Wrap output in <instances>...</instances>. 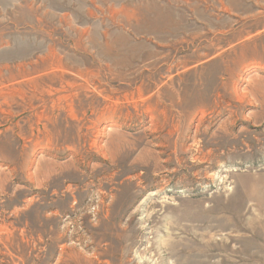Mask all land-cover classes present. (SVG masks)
<instances>
[{
    "label": "rangeland",
    "instance_id": "rangeland-1",
    "mask_svg": "<svg viewBox=\"0 0 264 264\" xmlns=\"http://www.w3.org/2000/svg\"><path fill=\"white\" fill-rule=\"evenodd\" d=\"M0 264H264V0H0Z\"/></svg>",
    "mask_w": 264,
    "mask_h": 264
},
{
    "label": "bare ground",
    "instance_id": "bare-ground-1",
    "mask_svg": "<svg viewBox=\"0 0 264 264\" xmlns=\"http://www.w3.org/2000/svg\"><path fill=\"white\" fill-rule=\"evenodd\" d=\"M110 143L112 144V142H110ZM108 148H109V147H108ZM108 148H107V149H108ZM110 152H111V149H110Z\"/></svg>",
    "mask_w": 264,
    "mask_h": 264
}]
</instances>
